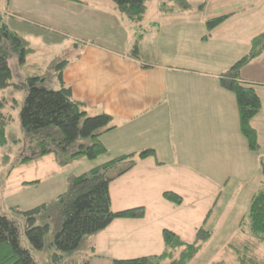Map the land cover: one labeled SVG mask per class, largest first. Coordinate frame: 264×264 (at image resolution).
I'll use <instances>...</instances> for the list:
<instances>
[{
	"label": "crops",
	"instance_id": "obj_1",
	"mask_svg": "<svg viewBox=\"0 0 264 264\" xmlns=\"http://www.w3.org/2000/svg\"><path fill=\"white\" fill-rule=\"evenodd\" d=\"M63 1L37 0L44 8L36 13L43 14L48 3ZM189 1L180 8L173 6L174 2ZM192 1L162 0L161 6L151 13L147 5L141 21L125 15L112 0H66L68 11L54 7L48 12L54 23L62 26L56 32L72 41L66 53L68 62L62 70L64 83L71 86L76 100L86 104L88 113H106L112 117L114 128L102 135L109 159L155 150L151 157L137 158L128 172L111 183L115 211L138 204L127 198L128 186L119 194L114 192V185L128 175L135 179L133 190L140 186L138 178L167 165L179 172H191L187 175L201 176L231 143V132L239 141V154L249 147L241 133L239 113L234 111L233 93L221 85V78L231 67L251 53L243 55L244 51H235V35L241 29L235 19L241 12L222 13L219 16L230 17L209 31L208 20L219 17L204 16L210 0ZM227 6L231 9V4ZM31 48V55L35 54L36 48ZM262 59L264 49L241 71V80L256 84L259 95V89H264V72L249 73L247 69L251 63H262ZM258 68L263 67L260 64ZM43 72L39 69L29 76ZM260 97L263 104L260 113L264 114V94ZM253 126L261 148L253 151L249 147L248 151L257 152L256 161L262 164L260 132L264 126L262 130L255 123ZM162 203L165 202H159L161 207ZM161 215L163 219L164 214ZM209 216L210 213L204 222ZM165 228L162 221L150 220L147 211L141 219L114 220L106 229L89 237V241L92 240L93 250L102 257L147 244L148 248L163 252L165 244L160 239Z\"/></svg>",
	"mask_w": 264,
	"mask_h": 264
},
{
	"label": "rangeland",
	"instance_id": "obj_2",
	"mask_svg": "<svg viewBox=\"0 0 264 264\" xmlns=\"http://www.w3.org/2000/svg\"><path fill=\"white\" fill-rule=\"evenodd\" d=\"M36 1L0 0V24H7L11 31H16L27 40L29 47L36 48L37 52L28 56L29 61L20 70L23 76L29 77L33 72L42 69L48 77L49 87L59 89L58 70L53 69L54 64L50 62L57 56L58 61L68 60L66 53L72 41L56 32L62 29V26L54 23L48 12L54 7L67 10L69 3L66 0L54 5L48 3L43 14L38 15L36 10L42 11L44 6L38 5ZM161 1L149 0L147 4L149 13L159 8ZM199 1L204 3L206 0ZM189 3L190 1L176 4L174 2L173 6L180 8ZM227 4H231V9L227 8ZM235 6L237 10L234 9ZM234 10L241 12L235 19L236 24L241 27L235 35L237 39L235 51L242 50L244 55L252 52V40L264 34V0H210L205 7L204 16L211 18ZM262 60V63L249 64L247 71L249 73L264 72V59ZM260 64L263 68L259 69ZM11 65L13 67L12 61ZM16 71L15 69V73ZM13 81L18 83L16 74L13 76ZM259 91L262 96L264 89ZM232 96L234 111L238 112L234 94ZM4 97L17 98L18 104L16 107L5 106L2 110L6 114H11L13 119L6 128L8 142L0 148V213L16 219L24 226L25 219L22 213L17 212L13 207L28 210L43 203H51L58 195L69 190L73 176L81 175L110 159L108 154L104 159H100L101 156L92 160L81 157L67 165H62V156L50 154L20 164L22 155H30L20 121L25 91H20L14 86L0 89V100ZM262 116L264 114L260 113L252 120V124L255 123L259 129L261 127V130L264 126ZM238 122L240 123V118ZM260 133L264 153V131ZM235 138L237 137L231 132V143L217 158L213 159L212 168H205L201 176L187 175L191 172H179L167 165L154 173L146 174L144 178H138L140 186L134 190L133 186L136 182L133 176L128 175L114 185V192L116 191L117 194L124 186H128L127 198L131 203H138L131 207L146 205L147 207H144L149 212L150 220L162 221L166 229L177 232L187 242L195 240L200 226L212 232L210 239L202 243L198 255L190 264L215 262L239 264L231 245L237 247L247 245L249 255L264 264V240L253 235L249 230L251 199L264 191L263 167L256 161L257 152L250 153L249 147L244 149L248 153L239 154L241 147ZM170 162L172 161H167V163ZM124 166L125 164L111 170L110 175H116ZM166 190L180 194L184 198L183 203L162 201ZM159 202L165 203H162L161 207ZM209 213V218L204 222ZM161 214H164L163 219L160 218ZM43 223L42 218L37 221V225ZM55 230L56 225L54 221H51V230L47 235L44 249L36 248L27 236L22 234V246L30 250L38 264H111L113 259L138 258L160 254L163 250L148 248L149 244H147L125 249L110 257H102L93 250V242L87 237L78 250L71 253L61 252L52 244ZM160 242L164 244L163 232ZM163 247L164 245H161V248ZM180 251V249L176 251L177 256ZM55 254H59L60 259L55 260Z\"/></svg>",
	"mask_w": 264,
	"mask_h": 264
},
{
	"label": "trees",
	"instance_id": "obj_3",
	"mask_svg": "<svg viewBox=\"0 0 264 264\" xmlns=\"http://www.w3.org/2000/svg\"><path fill=\"white\" fill-rule=\"evenodd\" d=\"M112 1L125 15L134 21H141L148 0ZM229 17L230 15H223L208 20L209 31ZM263 49L264 34H261L253 39L252 52L237 61L221 78V85L236 97L241 133L253 151L261 148L252 120L260 113L262 100L256 84L241 80V71ZM137 51L138 48L135 47L134 53ZM31 53L33 49L29 47L27 40L11 31L7 24H0V89L14 86L25 91L20 121L30 155H22L19 163L56 154L62 156L61 164L67 165L81 157L92 160L106 154L108 149L102 135L114 128L111 126L112 117L106 113L90 115L86 104L73 97L71 86L64 83L62 78V70L68 60L57 59L52 65L53 69L58 70L59 89L49 87L48 77L44 73L22 78L20 70L26 65ZM15 74L18 83L13 81ZM17 104L18 100L14 97L0 100V148L8 142L6 128L13 119L11 114L2 110L5 106L16 107ZM154 154V149H147L138 154L119 156L81 175L73 176L69 190L58 195L51 203H43L28 210L13 207L22 213L24 226L16 219L0 213V264H38L30 250L22 246L21 236L24 233L36 248L44 249L51 230V221L56 225L52 244L58 251L71 253L78 250L87 237L106 229L116 219L144 218L147 213L144 206L115 211L112 207L110 185L128 172L137 163V158L145 159ZM124 164L116 175H110L111 170ZM262 167L264 177V162ZM163 197L174 204H182L184 200L180 194L172 191L164 192ZM40 218L44 223L37 225ZM249 230L264 240V191L254 195L251 200ZM211 235L210 230L200 226L195 240L187 242L177 232L165 228V250L162 253L131 259H113L111 264H190L198 255L202 243L209 240ZM231 247L235 250L239 264H262L259 259L249 255L247 245ZM178 249L181 251L177 256ZM60 257L59 254L54 255L55 260Z\"/></svg>",
	"mask_w": 264,
	"mask_h": 264
}]
</instances>
